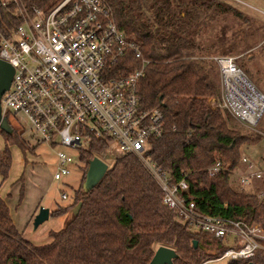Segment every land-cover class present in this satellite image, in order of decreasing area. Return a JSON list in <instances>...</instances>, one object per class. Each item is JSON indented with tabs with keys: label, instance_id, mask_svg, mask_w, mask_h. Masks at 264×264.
Segmentation results:
<instances>
[{
	"label": "trees",
	"instance_id": "16d2710c",
	"mask_svg": "<svg viewBox=\"0 0 264 264\" xmlns=\"http://www.w3.org/2000/svg\"><path fill=\"white\" fill-rule=\"evenodd\" d=\"M105 2L119 28L142 51L137 56L133 48L127 49L111 64L112 74L126 75L147 59L139 79L142 101L147 107L159 105L164 112L163 133L150 139L151 147L145 154L175 180L184 176L183 171L187 174L198 210L264 223V185L255 191L231 184L233 170L243 161L241 146L250 134L234 123L230 109L210 102L211 97H221V70L213 53L198 39L204 28L226 13L233 12L244 22L250 19L224 0ZM20 21L12 5L0 4L2 32ZM236 34L219 38L220 44L213 42L211 48L227 46ZM239 42L219 54L231 55ZM11 127L10 132L0 129L4 139L0 150L2 178L11 166L9 146L17 144L23 156L29 147L21 132ZM107 148L106 139L97 135L79 148L84 170L80 183L72 189V201L51 209L49 215L77 209L64 225L47 231L46 242L26 238L0 196V264H148L161 244L177 251L173 264H202L223 254L227 248L224 241L193 230L165 204L163 189L135 153L117 155L103 177L86 189L83 181L89 160L100 157ZM218 160L222 167L211 174L209 168ZM228 264L246 263L231 260ZM253 264H264V257L259 256Z\"/></svg>",
	"mask_w": 264,
	"mask_h": 264
},
{
	"label": "built area",
	"instance_id": "2783aa9c",
	"mask_svg": "<svg viewBox=\"0 0 264 264\" xmlns=\"http://www.w3.org/2000/svg\"><path fill=\"white\" fill-rule=\"evenodd\" d=\"M238 1L264 13L261 7ZM0 4L12 5L14 14L21 19L8 31L0 30V58L14 68L9 87L1 96V114L8 119L10 114L20 113L39 141L59 146L55 151V179L70 173L74 162L64 147L74 149L78 155L84 142L91 141L94 135L103 136L108 146L118 144V155L135 153L141 157L163 189V201L183 222L227 244L220 257L209 260L249 259L257 263L259 256L264 257V223L198 210L187 174L183 171L184 176L175 180L145 154L151 147L150 139L163 133L164 112L159 105L147 107L142 101L139 79L147 59L143 58L142 67L126 75L112 74L111 64L127 49L133 48L137 56L142 51L119 28L105 0H45L42 4L0 0ZM216 60L222 93L221 97H211L210 102L245 120L232 102L229 85L237 84V73L250 77L234 56L220 55ZM259 119L250 123L256 124ZM244 161L249 171L241 175V183L248 184L263 175L264 170L258 169L249 157L243 156ZM221 167L218 160L209 171L214 174ZM61 197L66 198V192H61Z\"/></svg>",
	"mask_w": 264,
	"mask_h": 264
},
{
	"label": "rangeland",
	"instance_id": "374dc122",
	"mask_svg": "<svg viewBox=\"0 0 264 264\" xmlns=\"http://www.w3.org/2000/svg\"><path fill=\"white\" fill-rule=\"evenodd\" d=\"M224 1L242 10L250 21L244 22L243 18L238 17L233 12L226 13L219 19L214 20L211 25L204 28L198 35V39L210 49V53L214 54L212 56L215 59L216 56H220L219 53L221 51L231 49L234 42L240 41L231 50V56H234L237 63L248 73L247 75L250 77V80L264 94V13L238 0ZM244 1L264 9L262 0ZM235 33H237L236 38H233L227 46L222 47L219 45V38H224V36L232 37ZM216 41L219 43L217 44L218 46L211 48V44ZM247 79L250 82L249 78ZM249 84L252 85L253 83L251 84L250 82ZM236 85L238 86L239 84ZM230 91L235 101L241 98L240 88L232 85ZM235 91H237L236 96ZM246 102L249 104V99ZM255 105L257 106L258 103ZM247 116L246 118L243 116L247 121L236 115L234 117V123L243 129L247 135L250 134V139L241 146V153L242 156L249 157L258 169L264 170V112L256 124H251L253 123L252 119L255 118L253 114H248ZM249 118L251 119L249 120ZM8 121L14 128L21 132V136L28 142L29 147L27 151H24L25 156H23L17 144L14 143L9 146L11 166L5 178L0 176V196L8 204L14 223L16 227H20V230H23V235L35 243H43L49 239L47 231L50 228H59L64 225L66 219L77 208L75 206L61 215H49L47 219L35 228L32 225L33 217L38 212L40 206L48 207L51 210L58 206L67 205L72 201V189L78 186L83 174V161L78 158L74 149L64 147V149L73 155L74 162L70 166V173L59 179H55L53 177L56 162L55 151L59 146H50L39 141V137L30 132L28 123L20 113L15 115L10 114ZM3 140V134L0 131V150L4 145ZM87 144L84 142L82 145L86 146ZM118 153V144L112 142L109 144L106 152L100 157L108 165H111ZM246 164L248 163L242 161L233 170L231 184L240 189L260 190L259 188L264 185V173L261 177L251 180L248 184L241 183V175L249 171ZM61 192H66L67 197L62 198ZM36 206L37 208L33 213ZM229 261H231L229 258H218L202 264H228ZM248 261L250 260L245 259L239 262L246 263Z\"/></svg>",
	"mask_w": 264,
	"mask_h": 264
},
{
	"label": "water",
	"instance_id": "95a60500",
	"mask_svg": "<svg viewBox=\"0 0 264 264\" xmlns=\"http://www.w3.org/2000/svg\"><path fill=\"white\" fill-rule=\"evenodd\" d=\"M13 70V66L7 60L0 58V100L3 92L9 87ZM0 129L6 132H10L12 129L8 119L1 114V105ZM108 166V163L104 159L99 156H94L88 162L83 186L86 189L93 187L103 177L106 170L108 169ZM49 211L50 210L48 207H39L38 212L34 215L32 220V225L34 228L49 217ZM194 244L197 245V240L194 241ZM177 256L178 253L173 247L161 244L156 248L155 253L148 264H173V259ZM252 263V261H249L247 264Z\"/></svg>",
	"mask_w": 264,
	"mask_h": 264
},
{
	"label": "crops",
	"instance_id": "0c3cea01",
	"mask_svg": "<svg viewBox=\"0 0 264 264\" xmlns=\"http://www.w3.org/2000/svg\"><path fill=\"white\" fill-rule=\"evenodd\" d=\"M238 86L234 84L233 82L230 83L234 85V87L240 88V95L241 98H238L237 101L234 100L233 97H231L233 104L237 107V111L239 112L240 115H243L245 118L248 117V114H253L255 116L254 119H252V122L255 123L262 111L264 110V95L258 90L257 86L252 82L250 79V82L252 85H250L248 79L245 77L243 74H239L236 76L234 79ZM229 85V89H232V85ZM242 85V86H241ZM237 95V91H235V96ZM230 96H231V91H230ZM243 96V97H242ZM250 101L248 104L246 101ZM258 103L256 106L255 104ZM251 118H249L250 120ZM37 206L35 207L33 213L35 212ZM50 210V209H49ZM11 215V214H10ZM12 217V216H11ZM13 219V218H12ZM14 221V220H13ZM18 230H20V227H17ZM23 233V230H20Z\"/></svg>",
	"mask_w": 264,
	"mask_h": 264
},
{
	"label": "bare ground",
	"instance_id": "6f19581e",
	"mask_svg": "<svg viewBox=\"0 0 264 264\" xmlns=\"http://www.w3.org/2000/svg\"><path fill=\"white\" fill-rule=\"evenodd\" d=\"M239 74H241V73H237V74L234 76V78H236V76H238Z\"/></svg>",
	"mask_w": 264,
	"mask_h": 264
}]
</instances>
